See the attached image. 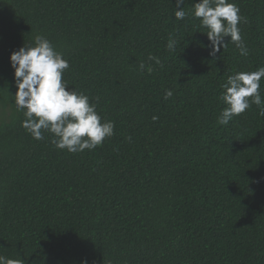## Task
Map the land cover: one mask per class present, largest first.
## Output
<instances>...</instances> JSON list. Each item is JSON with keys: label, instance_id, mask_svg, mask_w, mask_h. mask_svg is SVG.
<instances>
[{"label": "trees", "instance_id": "1", "mask_svg": "<svg viewBox=\"0 0 264 264\" xmlns=\"http://www.w3.org/2000/svg\"><path fill=\"white\" fill-rule=\"evenodd\" d=\"M197 2L185 0L190 15L176 20V0H0V255L264 264V116L253 104L217 122L227 78L264 66V0H228L249 53L226 37L215 57L191 15ZM36 34L68 60L69 89L115 125L96 149L57 150L50 133L37 141L21 126L10 54Z\"/></svg>", "mask_w": 264, "mask_h": 264}, {"label": "clouds", "instance_id": "2", "mask_svg": "<svg viewBox=\"0 0 264 264\" xmlns=\"http://www.w3.org/2000/svg\"><path fill=\"white\" fill-rule=\"evenodd\" d=\"M185 0H176L174 17L184 20L190 15L184 7ZM191 15L199 19L200 26L207 29L210 42L209 55L215 57L224 48L225 38L239 49L240 55L247 56L249 50L243 43L238 25L245 21L240 9L228 0H199L193 4ZM177 41L169 37L166 45L174 51ZM149 60L161 64L158 57L149 55ZM10 65L14 70L16 92L13 102L24 119L21 126L34 140H43L44 132L52 135L51 144L57 150L81 153L86 149L92 151L101 146L106 138L114 135L115 125L96 111V104L89 102V96L69 89L63 80L65 70L70 65L63 53L56 51L52 42L42 34L34 36V44L20 47L10 54ZM140 63L139 69L144 70ZM264 78V66L255 71L237 72L227 78L222 86L224 91L220 100L226 105L217 117L220 125H227L234 116L243 114L253 104L264 116V100L260 92V81ZM173 96L171 89H165L163 98ZM153 116V120H157ZM0 264H24L21 259H12L0 255ZM82 264H87L83 261Z\"/></svg>", "mask_w": 264, "mask_h": 264}]
</instances>
